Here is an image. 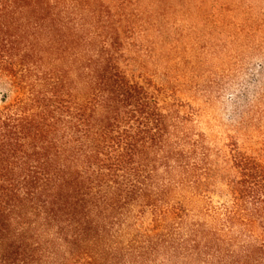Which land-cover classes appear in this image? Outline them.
Listing matches in <instances>:
<instances>
[{
    "label": "trees",
    "instance_id": "1",
    "mask_svg": "<svg viewBox=\"0 0 264 264\" xmlns=\"http://www.w3.org/2000/svg\"><path fill=\"white\" fill-rule=\"evenodd\" d=\"M116 1L0 0V264H264V117L213 143L130 76ZM213 11L264 56V8Z\"/></svg>",
    "mask_w": 264,
    "mask_h": 264
},
{
    "label": "rangeland",
    "instance_id": "2",
    "mask_svg": "<svg viewBox=\"0 0 264 264\" xmlns=\"http://www.w3.org/2000/svg\"><path fill=\"white\" fill-rule=\"evenodd\" d=\"M105 1L117 10L116 0ZM224 7L260 9L264 0H127L126 11L140 15L131 18L136 35L125 53L131 77L151 81L199 110L198 128L213 143L229 136L245 143L258 136L255 125L264 117V56L246 36L235 40L228 19L203 20L204 12ZM154 9L167 11L157 23L161 31L148 18ZM10 95L0 77V104Z\"/></svg>",
    "mask_w": 264,
    "mask_h": 264
}]
</instances>
